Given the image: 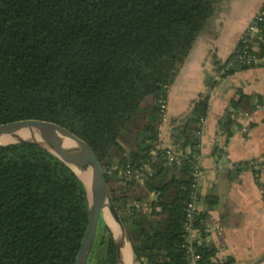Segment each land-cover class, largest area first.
<instances>
[{
	"label": "trees",
	"instance_id": "trees-1",
	"mask_svg": "<svg viewBox=\"0 0 264 264\" xmlns=\"http://www.w3.org/2000/svg\"><path fill=\"white\" fill-rule=\"evenodd\" d=\"M219 1L0 0V125L45 121L84 141L104 172L139 264H185L180 246L200 151L197 124L207 116L215 82L207 80L210 90L171 136L190 161L178 169L160 156L142 181L126 180L117 169L152 156L160 105ZM260 28L264 37V21ZM233 56L213 60L221 79L256 68L228 69ZM253 100L242 93L231 100L218 124L225 145L240 128L238 114L254 109ZM258 161L237 164L225 176L235 180L251 169L259 184L264 157L256 169ZM150 195L156 199L149 201ZM87 223L85 187L65 163L35 144L0 147V264H75ZM102 224L108 239L95 236L86 264L91 256L94 264L118 263L112 232ZM199 251L205 264H235L230 257L214 260L212 246Z\"/></svg>",
	"mask_w": 264,
	"mask_h": 264
},
{
	"label": "crops",
	"instance_id": "crops-1",
	"mask_svg": "<svg viewBox=\"0 0 264 264\" xmlns=\"http://www.w3.org/2000/svg\"><path fill=\"white\" fill-rule=\"evenodd\" d=\"M263 5L264 0H220L167 94L168 123L163 140L172 145L175 128L183 125L193 102L210 90L207 80L215 82L198 154L203 172L198 211L200 224L207 230L205 245L217 249L214 260L219 262L230 257L235 264H244L251 255L264 254V169L259 184L251 169L243 170L235 180L225 176L237 164L264 157V67L238 71L221 79L213 66V60L223 63L232 56ZM239 93L254 99V109L238 114L247 117L236 121L240 128L225 145L218 124ZM257 105L261 108L257 109Z\"/></svg>",
	"mask_w": 264,
	"mask_h": 264
},
{
	"label": "water",
	"instance_id": "water-1",
	"mask_svg": "<svg viewBox=\"0 0 264 264\" xmlns=\"http://www.w3.org/2000/svg\"><path fill=\"white\" fill-rule=\"evenodd\" d=\"M27 131H32V134H35V136L31 133H26ZM22 134L29 136L25 138V135L21 136ZM2 137H13L14 140L7 144H0V147L21 143L35 144L55 155L63 163L65 162L59 156V154L62 155V152L70 154L77 162L75 163V167L83 177V180L81 178L79 179L85 187L88 200V223L81 241L75 264H86L88 255L95 240L98 223L102 217L105 206H108L110 211L113 213L116 225L118 224L123 229L118 214L114 208L104 172L94 152L84 141L80 140L67 129L45 121L25 120L0 125V139ZM66 143L69 145L68 148L65 147ZM66 165L74 172L68 164ZM88 170L90 171V178L84 175V173ZM123 232H125L124 229ZM112 235L116 242L118 252L117 264H135L134 252L129 241L127 240L129 244L130 259L129 262L126 263L122 253L124 245L118 242L114 232H112ZM251 264H264V254Z\"/></svg>",
	"mask_w": 264,
	"mask_h": 264
},
{
	"label": "built area",
	"instance_id": "built-area-1",
	"mask_svg": "<svg viewBox=\"0 0 264 264\" xmlns=\"http://www.w3.org/2000/svg\"><path fill=\"white\" fill-rule=\"evenodd\" d=\"M264 21V9H261L249 26L244 31L239 44L242 48L235 49L233 61H231L227 68L238 69L243 67H264V57L259 56V46L264 45V37L260 24ZM257 109L261 107L256 106ZM159 120L157 125L158 138L153 144L152 156L146 162H141L137 167L126 165L125 167L117 169L119 176L126 180L134 179L135 181H142L148 176L152 175L151 164L161 156L166 161L167 165H174L178 169L183 167L189 159V151H184L179 147L166 145L163 140V131L168 123L167 104L162 102L160 105ZM247 115L240 114L236 117V121L246 118ZM205 119H201L197 124L198 131L196 137L201 141L203 136V128ZM247 128L243 129L246 132ZM200 148V147H199ZM260 160L255 163L256 169ZM203 176V172L198 165V156L195 159V164L191 173V185L189 200L185 209L184 217V235L181 249L184 253L185 264H205L203 256L199 249L205 244L207 230L203 229L201 225L198 226L199 211L198 204L200 201L199 189ZM148 211V209H147Z\"/></svg>",
	"mask_w": 264,
	"mask_h": 264
},
{
	"label": "bare ground",
	"instance_id": "bare-ground-1",
	"mask_svg": "<svg viewBox=\"0 0 264 264\" xmlns=\"http://www.w3.org/2000/svg\"><path fill=\"white\" fill-rule=\"evenodd\" d=\"M26 133H31L32 134V131H27ZM25 135V134H24ZM23 134L21 136H24ZM35 136V134H32ZM29 136V135H28ZM28 136H24L25 138H27ZM36 137L38 138V136L36 135ZM14 140L13 137H2L0 139V144H7L9 143L10 141ZM65 147L68 148L69 145L66 143L65 144ZM60 158L66 163L68 164L73 170L74 172L79 176V178H83L81 176V173L76 169L75 167V163H77L75 161V159L68 153H65V152H62V155L59 154ZM84 175L86 177H89L90 178V171L88 170L87 172L84 173ZM83 180V179H82ZM102 216L103 218L105 219V221L107 222V224H109L111 227H113V232L116 233V237L118 239V242H120L122 245H124V250H123V255H124V260L126 261V263L129 262V259H130V253H129V244H128V241L126 240V237H125V234L123 232V229L121 228V226H119L117 224V226H115L117 232H115V228H114V223L113 221L116 223L115 221V218H114V215L113 213L110 211V209L108 208V206H105L104 209H103V213H102ZM113 220V221H112Z\"/></svg>",
	"mask_w": 264,
	"mask_h": 264
},
{
	"label": "rangeland",
	"instance_id": "rangeland-1",
	"mask_svg": "<svg viewBox=\"0 0 264 264\" xmlns=\"http://www.w3.org/2000/svg\"><path fill=\"white\" fill-rule=\"evenodd\" d=\"M217 5V4H216ZM216 7V6H215ZM125 149H126V151L128 150V148L127 147H125ZM121 177V176H120ZM119 185H121L120 184V182H117V183H115V184H113V186H112V188H115V187H119ZM109 192H110V190H109ZM156 199V197L155 196H153V195H150V198H149V201H151V200H155ZM130 206H133V203H131V204H129ZM113 221V220H112ZM102 223H104L105 225H107V227L109 228V230L111 231V232H113V227H111L109 224H107V222L105 221V219L103 218V216L101 217V224H100V226H99V228H98V230H97V234H96V239L99 241V240H102V239H108V235L107 234H105L104 233V231L102 230V228H103V224ZM113 223H114V228H115V225H116V223L113 221ZM117 226V225H116ZM115 232H117V230H116V228H115ZM118 233V232H117ZM125 233V232H124ZM116 234V233H115ZM125 237H126V240H128L127 239V236H126V234H125ZM258 251V250H257ZM263 254H257V253H255V254H253V255H251L250 257H249V259H247L246 261H245V263L244 264H251V263H253L256 259H258L260 256H262ZM252 258V259H251ZM89 262H90V264H94L96 261H95V258L93 257V256H91L90 257V259H89ZM135 264H139L138 262H135ZM239 264H243V263H239Z\"/></svg>",
	"mask_w": 264,
	"mask_h": 264
}]
</instances>
